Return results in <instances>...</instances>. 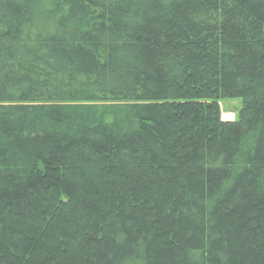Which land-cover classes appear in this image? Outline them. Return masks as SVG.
I'll list each match as a JSON object with an SVG mask.
<instances>
[{
    "label": "trees",
    "instance_id": "trees-1",
    "mask_svg": "<svg viewBox=\"0 0 264 264\" xmlns=\"http://www.w3.org/2000/svg\"><path fill=\"white\" fill-rule=\"evenodd\" d=\"M0 264H264V0H0Z\"/></svg>",
    "mask_w": 264,
    "mask_h": 264
},
{
    "label": "rangeland",
    "instance_id": "rangeland-1",
    "mask_svg": "<svg viewBox=\"0 0 264 264\" xmlns=\"http://www.w3.org/2000/svg\"><path fill=\"white\" fill-rule=\"evenodd\" d=\"M220 108V118L223 121V115L228 114L231 117V120L235 118V115L240 108L239 99H224L219 103ZM228 120V121H231Z\"/></svg>",
    "mask_w": 264,
    "mask_h": 264
},
{
    "label": "built area",
    "instance_id": "built-area-1",
    "mask_svg": "<svg viewBox=\"0 0 264 264\" xmlns=\"http://www.w3.org/2000/svg\"><path fill=\"white\" fill-rule=\"evenodd\" d=\"M229 118H230L229 115H225V116H224V119H229Z\"/></svg>",
    "mask_w": 264,
    "mask_h": 264
}]
</instances>
